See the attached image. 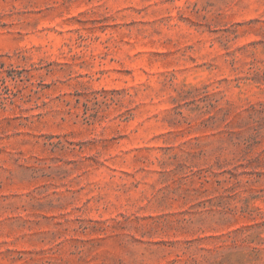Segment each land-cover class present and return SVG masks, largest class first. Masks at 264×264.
I'll return each instance as SVG.
<instances>
[{
    "label": "rangeland",
    "instance_id": "374dc122",
    "mask_svg": "<svg viewBox=\"0 0 264 264\" xmlns=\"http://www.w3.org/2000/svg\"><path fill=\"white\" fill-rule=\"evenodd\" d=\"M0 264H264V0H0Z\"/></svg>",
    "mask_w": 264,
    "mask_h": 264
}]
</instances>
